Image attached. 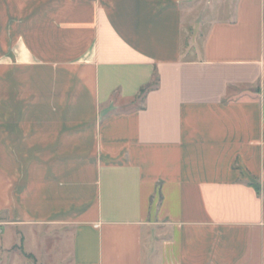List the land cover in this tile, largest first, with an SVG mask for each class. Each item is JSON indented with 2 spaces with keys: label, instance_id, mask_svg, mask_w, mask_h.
<instances>
[{
  "label": "crops",
  "instance_id": "crops-1",
  "mask_svg": "<svg viewBox=\"0 0 264 264\" xmlns=\"http://www.w3.org/2000/svg\"><path fill=\"white\" fill-rule=\"evenodd\" d=\"M0 222V264H264V0H0Z\"/></svg>",
  "mask_w": 264,
  "mask_h": 264
},
{
  "label": "trees",
  "instance_id": "trees-1",
  "mask_svg": "<svg viewBox=\"0 0 264 264\" xmlns=\"http://www.w3.org/2000/svg\"><path fill=\"white\" fill-rule=\"evenodd\" d=\"M157 85H158V83H157V80H156V83H155V84L152 83V85H150V86H148V87H151V86L153 87V86H157ZM148 87L143 88V89L141 90V94H142V95H144V94L146 93V90H147Z\"/></svg>",
  "mask_w": 264,
  "mask_h": 264
},
{
  "label": "built area",
  "instance_id": "built-area-1",
  "mask_svg": "<svg viewBox=\"0 0 264 264\" xmlns=\"http://www.w3.org/2000/svg\"><path fill=\"white\" fill-rule=\"evenodd\" d=\"M2 232V223L0 222V233Z\"/></svg>",
  "mask_w": 264,
  "mask_h": 264
},
{
  "label": "rangeland",
  "instance_id": "rangeland-1",
  "mask_svg": "<svg viewBox=\"0 0 264 264\" xmlns=\"http://www.w3.org/2000/svg\"><path fill=\"white\" fill-rule=\"evenodd\" d=\"M155 83H156V80L153 81V84H155Z\"/></svg>",
  "mask_w": 264,
  "mask_h": 264
}]
</instances>
